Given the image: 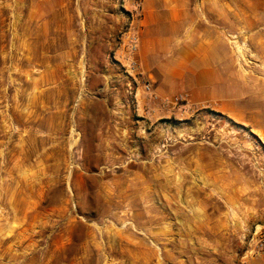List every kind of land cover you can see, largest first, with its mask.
I'll return each instance as SVG.
<instances>
[{
  "label": "rangeland",
  "instance_id": "rangeland-1",
  "mask_svg": "<svg viewBox=\"0 0 264 264\" xmlns=\"http://www.w3.org/2000/svg\"><path fill=\"white\" fill-rule=\"evenodd\" d=\"M86 1L0 0V264L262 257L264 0H185L231 64L215 106L145 99L135 4Z\"/></svg>",
  "mask_w": 264,
  "mask_h": 264
},
{
  "label": "crops",
  "instance_id": "crops-1",
  "mask_svg": "<svg viewBox=\"0 0 264 264\" xmlns=\"http://www.w3.org/2000/svg\"><path fill=\"white\" fill-rule=\"evenodd\" d=\"M106 1L87 0L86 3ZM141 15L136 25L139 39L134 56L138 67L133 74L137 92L145 95L143 86L149 84L160 99L185 96L191 106H215L220 99H234V95L223 96L221 92L225 82L233 86L231 64L224 60L227 56L222 51L214 49L217 41L211 30L201 26L197 30L199 26L192 19L185 0H143ZM124 23L125 18L117 11V30ZM250 264H264V255Z\"/></svg>",
  "mask_w": 264,
  "mask_h": 264
},
{
  "label": "built area",
  "instance_id": "built-area-1",
  "mask_svg": "<svg viewBox=\"0 0 264 264\" xmlns=\"http://www.w3.org/2000/svg\"><path fill=\"white\" fill-rule=\"evenodd\" d=\"M122 3L135 4L133 6V11L131 13V22L127 27L126 31L121 33L119 37L120 44H123V56H121V61L125 62L126 72L131 75L135 74L138 64L134 59V56L138 50V33H137V22L141 19V6L143 0H121ZM136 22V25H134ZM120 61V62H121ZM144 90L149 94L150 98L156 100L158 96L153 93L152 87L149 84H145ZM260 248L264 247V244H259Z\"/></svg>",
  "mask_w": 264,
  "mask_h": 264
},
{
  "label": "bare ground",
  "instance_id": "bare-ground-1",
  "mask_svg": "<svg viewBox=\"0 0 264 264\" xmlns=\"http://www.w3.org/2000/svg\"><path fill=\"white\" fill-rule=\"evenodd\" d=\"M238 53H240V52H238ZM241 55V54H240Z\"/></svg>",
  "mask_w": 264,
  "mask_h": 264
}]
</instances>
